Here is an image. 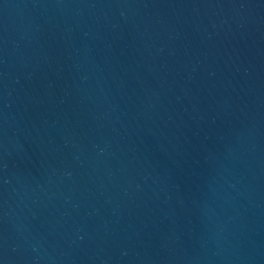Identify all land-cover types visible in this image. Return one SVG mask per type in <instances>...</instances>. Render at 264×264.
I'll return each instance as SVG.
<instances>
[{"label":"water","instance_id":"water-1","mask_svg":"<svg viewBox=\"0 0 264 264\" xmlns=\"http://www.w3.org/2000/svg\"><path fill=\"white\" fill-rule=\"evenodd\" d=\"M0 264H264V0H0Z\"/></svg>","mask_w":264,"mask_h":264}]
</instances>
